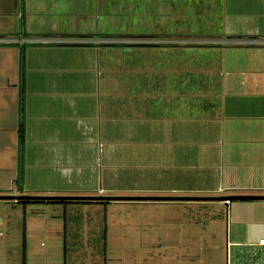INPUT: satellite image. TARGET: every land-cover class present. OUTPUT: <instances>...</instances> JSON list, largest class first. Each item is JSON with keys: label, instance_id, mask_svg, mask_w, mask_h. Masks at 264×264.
I'll list each match as a JSON object with an SVG mask.
<instances>
[{"label": "rangeland", "instance_id": "374dc122", "mask_svg": "<svg viewBox=\"0 0 264 264\" xmlns=\"http://www.w3.org/2000/svg\"><path fill=\"white\" fill-rule=\"evenodd\" d=\"M137 8L132 9L133 14L120 10L115 22H144L136 16ZM170 11L173 9L167 10L164 20L173 25L177 22H171L176 18ZM188 11L191 9L184 10ZM183 17L179 26L188 24L189 15ZM186 36L197 39L204 35ZM177 40L155 46L94 42L90 62L81 49L57 51L53 43L26 44L29 57L24 62L30 71L20 92L21 109L14 107L12 97L7 98L5 108L6 125L16 113L17 122L21 120L23 125L21 189L32 193L21 194L163 196L157 188L188 185L189 178L173 179L169 170H161L157 158L164 148L155 146L160 141L159 128L165 124L176 128L195 115L199 125V105L216 99L193 98L192 88H202L206 69H211L210 77L216 80L223 65L243 62L246 53L238 46L246 45ZM48 46L54 49L44 50ZM181 85L190 92H178L176 87ZM84 118L94 127L96 123L109 125L116 136L110 140L82 138ZM128 120H132L131 137L143 129H152L156 137L126 140ZM59 130L67 133L56 134ZM53 132L58 136H50ZM8 134L3 133L6 146L0 148V195H16L18 190L14 182L17 167L7 170ZM208 181L198 179L194 186ZM98 201L31 202L23 207L18 200L0 199V264H209L211 258L217 264L224 259L223 240L232 225L226 222L223 205L196 200ZM208 229L215 231L208 233ZM211 242L217 245L215 249L209 248Z\"/></svg>", "mask_w": 264, "mask_h": 264}, {"label": "crops", "instance_id": "0c3cea01", "mask_svg": "<svg viewBox=\"0 0 264 264\" xmlns=\"http://www.w3.org/2000/svg\"><path fill=\"white\" fill-rule=\"evenodd\" d=\"M137 5L139 11H135V14L144 22H115L120 10L125 14H133L132 9ZM170 9L173 11L169 15L176 18L171 22H177L173 25L165 21L167 10ZM186 9L191 11L184 12ZM188 15V24L179 26L181 18ZM198 16L205 18L199 21ZM198 22L202 24L199 25ZM188 33L204 35L201 39L218 41L231 38L264 40V0H0V36L71 40L77 37L95 40L114 38L124 39V44L128 45L155 46V42L137 43L129 40L191 39L186 36ZM178 35L183 36L175 37ZM49 43H53L57 51H64L68 47L81 49L88 62L91 60L93 48L90 44L94 42L46 44ZM26 44L45 43H0V76L3 79L0 84V148L6 146L2 141L3 133H9L7 170L13 171L16 167L18 116L16 113L12 120H7L10 123L6 125L5 108L7 98L10 97L16 107L20 101V92L25 89L26 73L30 71L26 69L24 62L26 56L29 57V47H25ZM207 44L234 46L223 42ZM57 45H64L66 48ZM245 45L238 46V49H244L242 51L246 53L243 62H238L237 65H230L228 62L223 65L216 80L210 77L211 69H206L202 88H192L193 98L203 96L216 99L215 102L207 101L199 105V125L195 115L192 118L194 126L193 120L188 118L187 122H182L176 128L174 124H165L159 128L160 141L155 146L164 148L157 158V161L160 160L161 170H169L173 179L187 177L190 180L188 185L170 184L157 188L159 192H163V196H216L223 195L221 192H226L224 195L264 194V45ZM50 48L54 49L53 46H48L44 50L50 51ZM8 88L11 91H6ZM176 88L178 92L191 90L182 85ZM167 90H171V87ZM85 120L84 118L82 122V138L91 140L107 137L110 140L116 136L114 128L111 129L109 125L101 127L96 123L94 127L91 120ZM131 121L128 120L130 126L125 128L126 140L156 137L152 129H143L135 137H131ZM63 133L67 132L59 130L56 134L64 136ZM54 134L53 132L50 136H58ZM24 169L22 174H25ZM198 179L210 182L204 186H194ZM100 190L97 189L98 192ZM154 190L156 189L149 191L158 192ZM15 193L32 192H26L22 188ZM188 201L195 200H166L167 203ZM195 202L215 207L223 205L226 222L232 225L227 229L231 235L227 233L223 240L224 259H220L217 264H264V244H257L258 238L264 236V200ZM214 231L207 230L208 233ZM215 247L217 245H212L211 242L209 248ZM208 263L215 264L213 258Z\"/></svg>", "mask_w": 264, "mask_h": 264}, {"label": "built area", "instance_id": "2783aa9c", "mask_svg": "<svg viewBox=\"0 0 264 264\" xmlns=\"http://www.w3.org/2000/svg\"><path fill=\"white\" fill-rule=\"evenodd\" d=\"M192 41V42H187V43H198V44H207V43H213V42H223V43H230V44H263L264 45V40L260 39H250V38H231L228 40L224 41H218L214 39H187V41ZM92 43V42H98V43H113V42H118V41H123L125 42L124 39H114V38H104V39H92V38H87V37H77L75 39H66V38H39V39H34V38H16V37H8V36H0V43H22V42H42V43H47V42H56V43ZM178 42L177 39L175 40H167V39H150V38H141L140 42L137 41H132L129 40V42H137V43H163V42ZM181 41H185V39H182ZM184 43V42H183ZM2 221L0 218V227H1ZM257 244H264V236H261L257 240Z\"/></svg>", "mask_w": 264, "mask_h": 264}, {"label": "water", "instance_id": "95a60500", "mask_svg": "<svg viewBox=\"0 0 264 264\" xmlns=\"http://www.w3.org/2000/svg\"><path fill=\"white\" fill-rule=\"evenodd\" d=\"M61 196H30V195H0V199H59ZM67 199L79 200H150V201H166V200H219L227 202L229 200H264V194H231L221 196H101V197H65Z\"/></svg>", "mask_w": 264, "mask_h": 264}, {"label": "trees", "instance_id": "16d2710c", "mask_svg": "<svg viewBox=\"0 0 264 264\" xmlns=\"http://www.w3.org/2000/svg\"><path fill=\"white\" fill-rule=\"evenodd\" d=\"M21 57V56H20ZM18 108L21 109V103L18 102ZM20 112V111H19ZM16 138H17V160H16V176H15V184L18 190H21V176H22V164H21V147L23 144V125L22 121L18 120L16 126ZM66 199V200H65ZM98 200H76V199H69L67 198H59V199H19L18 202H21V205L24 207L26 203L31 202H41V203H66V202H81V203H92ZM108 200H100L97 203H107ZM23 247V246H22Z\"/></svg>", "mask_w": 264, "mask_h": 264}]
</instances>
